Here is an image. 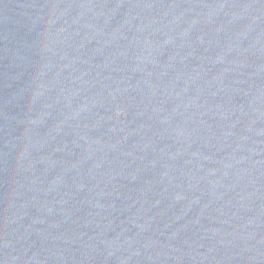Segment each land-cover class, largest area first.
Masks as SVG:
<instances>
[{
    "label": "water",
    "instance_id": "1",
    "mask_svg": "<svg viewBox=\"0 0 264 264\" xmlns=\"http://www.w3.org/2000/svg\"><path fill=\"white\" fill-rule=\"evenodd\" d=\"M0 264H264V0H0Z\"/></svg>",
    "mask_w": 264,
    "mask_h": 264
}]
</instances>
